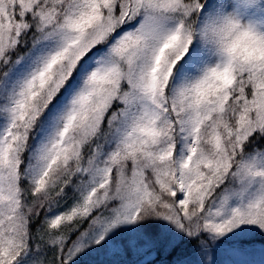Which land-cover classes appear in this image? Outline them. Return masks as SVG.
Returning a JSON list of instances; mask_svg holds the SVG:
<instances>
[{
  "label": "snow or ice",
  "instance_id": "1",
  "mask_svg": "<svg viewBox=\"0 0 264 264\" xmlns=\"http://www.w3.org/2000/svg\"><path fill=\"white\" fill-rule=\"evenodd\" d=\"M0 264H264V0H0Z\"/></svg>",
  "mask_w": 264,
  "mask_h": 264
}]
</instances>
